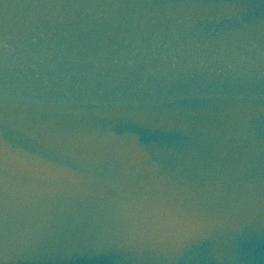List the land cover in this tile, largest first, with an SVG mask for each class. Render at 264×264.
<instances>
[{"label": "water", "instance_id": "water-1", "mask_svg": "<svg viewBox=\"0 0 264 264\" xmlns=\"http://www.w3.org/2000/svg\"><path fill=\"white\" fill-rule=\"evenodd\" d=\"M0 264H264V138L0 180Z\"/></svg>", "mask_w": 264, "mask_h": 264}]
</instances>
